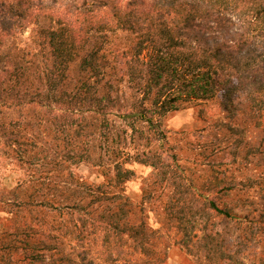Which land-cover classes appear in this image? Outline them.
<instances>
[{"label": "trees", "instance_id": "obj_1", "mask_svg": "<svg viewBox=\"0 0 264 264\" xmlns=\"http://www.w3.org/2000/svg\"><path fill=\"white\" fill-rule=\"evenodd\" d=\"M55 6L0 0V115L29 116L7 123L16 136L8 139L7 150L23 168L52 161L60 171L54 189L59 194L41 203L60 213V248L64 239L77 241L81 264H167L161 244L176 229L175 244L190 254L203 252L208 264H244L247 250L263 251L264 180L245 186L262 196L257 219L221 207L234 186L218 191L220 180L216 194L203 198L207 221L213 214L247 224L234 252L208 226L197 230L200 214L186 212L182 197L180 208L166 206L165 232L151 228L144 215L135 222L138 213L125 186L135 174L130 164L152 167L178 185L163 171L160 147L168 135L162 119L187 104L219 97L235 115V98L244 93L264 115V0H60ZM25 35L30 44L21 45ZM124 82L126 101L117 95ZM43 136L54 142L53 155ZM80 166L100 182L79 178L73 168ZM188 190L195 191L192 185ZM34 199L11 205L9 212L37 208ZM22 234L26 240L1 247L2 260L8 264L3 253L23 246L31 264H46L32 236ZM254 264H264V256Z\"/></svg>", "mask_w": 264, "mask_h": 264}, {"label": "rangeland", "instance_id": "obj_2", "mask_svg": "<svg viewBox=\"0 0 264 264\" xmlns=\"http://www.w3.org/2000/svg\"><path fill=\"white\" fill-rule=\"evenodd\" d=\"M45 3L60 7V0H45ZM19 43L30 44L28 36H22ZM118 93L126 101L125 94L129 93L126 82L119 86ZM220 102L219 97L211 101L193 102L162 119V128L168 135L167 140L161 144V151L159 150L165 162L163 171H170L178 179V185L169 180L164 181L162 172L152 167L130 164L127 168L135 174L126 184L125 190L138 213L134 218L135 222L141 219L140 215H144L151 228L165 232L162 223L166 206L168 204L173 208H180L179 200L182 197L186 212L191 209L192 213L200 214L199 223L195 225L197 230L208 226L210 231L219 233L220 239L226 241L228 250L234 252L238 248L240 237L246 232L247 224L226 221L213 214L207 221L204 218L203 198L216 194L217 188L214 185L220 180L218 191L223 187L234 186V190L228 195L223 193L221 207H232L237 215L247 217L248 220L259 217L263 205L262 196L258 189H248L245 186L250 182L264 180V115L251 108L244 93H239L235 98L238 108L235 115L224 110ZM28 117L27 112H7L0 115V249L3 245L14 243L16 238L26 240L27 235L22 233H29L32 236L29 240L35 243V248H41L45 254L46 264H73L69 259L81 264L78 255L82 248L76 245L77 241L64 239L67 240L66 245L60 248V213L41 204L46 199H52L56 193L59 194V191L54 190L61 181L60 171L55 168V163L50 161L49 164L41 163L32 169H25L15 160L16 153L7 150L8 139L16 137L7 123H14L18 119L27 120ZM4 123L8 128L6 125L1 126ZM42 139L48 154L53 155L54 142L46 136ZM17 147L14 146V149ZM22 149L19 150L23 151ZM73 171L81 179L100 182L96 174L86 166L73 168ZM188 185H192L195 191H187ZM34 198L37 199L38 207L32 209V212L17 214V209L15 215L9 212L11 205L36 201ZM187 226L193 231L192 223ZM18 233H21L19 237ZM197 233L200 237V232ZM164 238L161 247L167 249V264H208L203 252L190 254L175 244L174 239L179 238L176 229H172ZM41 243L50 245L53 250L42 248ZM258 249L260 247L255 248V252L247 250L241 255L244 264H254L258 257L264 256V250ZM3 254L10 261L8 264H31L23 246ZM2 259L0 254V264H6Z\"/></svg>", "mask_w": 264, "mask_h": 264}]
</instances>
